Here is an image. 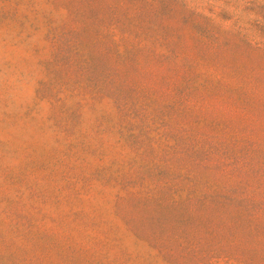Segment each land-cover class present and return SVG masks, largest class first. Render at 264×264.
<instances>
[{
    "label": "rangeland",
    "instance_id": "obj_1",
    "mask_svg": "<svg viewBox=\"0 0 264 264\" xmlns=\"http://www.w3.org/2000/svg\"><path fill=\"white\" fill-rule=\"evenodd\" d=\"M0 264H264V0H0Z\"/></svg>",
    "mask_w": 264,
    "mask_h": 264
}]
</instances>
